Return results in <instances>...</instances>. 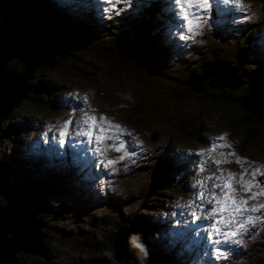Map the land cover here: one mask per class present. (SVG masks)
<instances>
[{"label": "rangeland", "instance_id": "rangeland-1", "mask_svg": "<svg viewBox=\"0 0 264 264\" xmlns=\"http://www.w3.org/2000/svg\"><path fill=\"white\" fill-rule=\"evenodd\" d=\"M26 1L42 9L49 17L52 16L50 18L58 28L70 36L67 44L77 40L86 46L87 42H92L93 34L104 38L107 34L104 27H111L112 20H117L112 18V12L116 10L99 6L100 0ZM152 4L150 0H131V6L121 2L117 10H122L124 15L131 12V18L142 21L139 28H144L152 20L150 30L158 35L156 44L164 49L160 61L164 59L167 66L165 70L159 71L152 57L147 60V64L139 62L129 65L133 69L130 71L132 77H128L114 72L105 62L85 52L73 57L66 54L69 58L61 65L56 64L57 67L53 69L39 72L35 79L30 76V81L25 82L27 89L31 82L40 88V94H31L30 100H24L5 119H1L0 165L6 169L9 179L15 180L17 188L21 186L25 197L34 195L36 198V193L40 191L48 194L47 202L38 208L41 210L43 206L47 210L43 212L47 218L41 214L47 220H42L38 212L33 217L42 221L40 229L50 230L53 237L48 241L57 236L63 240L59 248L49 244L50 261L46 264H73L80 258L88 263L92 256L100 255L101 252H96L99 242L107 241V237L117 230L118 222L124 224L127 216L130 218L132 214L135 219L131 221L135 220L137 224L141 220L146 222L144 232L136 224H131L136 232L133 237L138 238L135 243L143 246V250L136 247L133 250L134 254L140 249L144 256L139 264H264V221L259 219L242 233V244L232 243L228 247L219 245L226 252L232 248L233 251H229L226 258L217 259L216 253L209 249V244L195 240L194 232L188 233L186 238L180 236L185 227L183 221L190 211L188 207L182 208V204L198 193L197 188L195 195L191 196V186L213 173L219 175L221 170L225 174L235 173L237 179L244 168L250 171L264 170V122L254 125L255 135L247 141L246 137H240L247 130L246 126L240 125L241 116L235 117L233 125H224L219 120L218 111L206 110L220 105L219 96L224 86L237 87L242 76L254 71V66H264V1L243 0V7L239 6V10L226 19L227 22H219L214 19L213 13H208L203 23L194 21V25L200 24L194 28V36L187 31L186 22L183 24L178 21L169 28L158 11L150 8ZM181 24L185 27H181ZM76 29L81 30L82 35L73 39L71 34H76ZM181 35L192 38L181 39ZM248 38V50L244 51L239 62H231L227 50L220 48L227 45L225 40L231 39L229 52L237 55V47ZM194 42L206 46L197 55L191 54L193 46H197ZM63 51L64 48L48 62ZM212 57L219 60L207 64ZM6 66L10 67L11 63ZM187 68L202 75L199 78L192 77L189 82L186 79L183 81L184 88L195 91L196 100L194 95H191V100L179 99L175 95L181 79L179 72L183 70L188 75ZM236 68L246 70L237 72ZM258 69L261 71V66ZM157 70L164 72V77L153 73ZM2 73L8 75L10 72L2 70ZM220 75L226 79L219 80ZM140 82L156 93L146 95L140 92ZM201 87L205 92L203 100L199 94ZM174 95L177 100L186 102L174 103ZM85 96L88 97L87 103L83 99ZM182 97L186 98L184 95ZM129 103L133 104L135 115L126 112L127 107H121ZM86 115L107 117L122 125L131 133L122 138L128 142L129 151L135 154L124 156L121 160L123 152L107 148L100 154L93 151V158L90 156L88 159V154L83 152L86 138L81 137L79 140L78 137L75 141L65 137L63 145L53 139L59 137L61 125L66 121L72 120L75 127L77 122L86 119ZM189 117L192 118L188 122L189 128L179 134L175 130L176 126ZM221 136L227 138L226 142L218 140ZM190 137L195 139L191 141ZM224 143L230 144L231 148L218 147L216 152L209 154L213 144ZM95 146L93 144L92 148ZM66 150L69 153L64 156ZM231 151L247 163H236V158L232 156H227L229 162L219 167L213 163L225 159L219 153ZM59 155L63 156L57 157ZM175 157H181V162ZM101 159L105 161L104 165L99 163ZM107 160L116 163L107 165ZM201 161H206L211 170L200 172L198 168ZM256 179L264 181L259 171ZM239 191L241 197L247 198L242 189ZM22 193L17 197L18 200L22 199ZM7 194L11 197L16 193L11 191ZM262 204L264 197L249 202L250 207ZM211 207L205 205L204 208L208 211ZM261 212L264 213V209ZM254 215L260 216L261 213ZM196 226L204 229L205 224L196 220ZM8 236L12 237L7 233L6 238ZM43 240L40 239L41 245ZM205 242L208 241L205 239ZM20 252L21 249H16L14 256L24 263L34 260V256L41 257L34 254L25 259Z\"/></svg>", "mask_w": 264, "mask_h": 264}, {"label": "trees", "instance_id": "trees-1", "mask_svg": "<svg viewBox=\"0 0 264 264\" xmlns=\"http://www.w3.org/2000/svg\"><path fill=\"white\" fill-rule=\"evenodd\" d=\"M151 1L153 2L154 0H151ZM152 7L158 11L161 19L164 22L165 21L171 22L170 21V18H171L170 14H168L167 12H162V7L160 4H152V6H150V8H152ZM137 11H138V8H137ZM112 13H114V14H112V18H114V19L117 18V20H112V23H111L112 26L111 27H104L105 30L107 31V34L104 35V38L101 36H98L96 34H93L92 38H91L92 42H87L86 46L77 40L76 41L73 40L69 44L65 45L64 51L57 58H53L50 62H48L45 65H41V66L36 67L32 71L33 73L31 75V77L35 79L38 76L39 72L46 71L47 69H51V68L53 69L54 67H57L56 64L61 65L64 60H67L69 58L68 56H65L66 54H69L73 57L74 55H78L79 53H83V52H85L86 54H88L92 57H95L98 60L105 62L108 67H111L114 70V72L120 73L122 75H126L128 77H132V73L130 71L133 69L129 65H131V64L136 65L137 63L139 64V62L143 63V64H147L148 63L147 60H151L152 57L155 58V60H153L152 62L156 65L157 69L159 71H164L165 68L167 67L166 63H165L164 59H161L162 62L160 61V58L162 57V54L164 53V49L159 47L156 44V41L158 40V38H157L158 35L156 33H152L150 30V25H151L152 20L148 21L147 22L148 24L146 23L144 28H139L138 25L141 24L142 21H138L137 18H131V16H132L131 12H127V13H125V15L122 13V10L115 11ZM133 17H134V14H133ZM112 18H110V19H112ZM135 19L137 20L136 23H135ZM67 29L68 28L66 27L65 30H67ZM71 35L74 37L73 39L78 38L79 35H82V31L79 29H76V34L72 33ZM197 39L199 40V38H197ZM194 40H196V39H194ZM248 40H249V38L247 40H245L244 43H242V45L240 47H237V52H238V53L236 52L237 55L231 54L229 52V48H228L229 45L228 44H230L229 47L232 46L231 39H229L228 41L225 40V44H227V45L226 46H220V48L227 50V54L230 56L231 62H239V61H241V56L244 55V51L246 52L248 50V46H247V44L249 43ZM229 42H231V43H229ZM203 46H204L203 44L193 46V48L191 50V54L197 55L202 48L206 47V46H204V47ZM127 51H129V53H127ZM213 58L214 57L210 58L212 60H210V59L208 60L209 61L208 64H212L214 61L219 60L217 58H214V60H213ZM59 59H61V60H59ZM193 60H194V58H193ZM9 61L10 62H8V63H11V66L10 67L5 66V70L10 72V73H7L8 75H14L17 72L19 73V75L23 74L21 72V70H23V68H24V66L22 65L23 61L19 57H13ZM259 66H261V68H262L261 71H259V69H258ZM231 68H233V67H231ZM236 69H237V72H244L246 70V69H241V68H236ZM158 70H157V72L153 71V73L157 76L164 77L163 75H165V73L159 72ZM187 70H189L188 75H186L185 71H183V70L182 71L180 70V72H179L181 75V79H180V84L178 86V91L175 93V95H177L179 99H187V100H191V95H194V98L196 100V99H198V97L195 96V91H193L191 88H184L183 87V85H184L183 81H184V79H186L187 82H189V80H191L192 77L199 78V77H202V75H201V73L191 71V69H189V68H187ZM252 70H254V71H252L250 75L242 76L243 78L241 79V83L237 87L232 88V87H225L224 86L221 89L222 92L220 93V96H219V99H220L219 104L220 105H214V106L206 108V110L209 109V110L218 111L219 112V120L224 125H233L235 117L241 116L242 117V123L240 125L242 127L246 126L247 130H244L246 133L242 132L240 134V137L242 139H245V137H246L247 141H249L255 135L254 125L262 124L264 122V120L259 118L258 115H255L253 112L247 111L242 107L244 100L246 98H248L252 92H254L256 87H258L257 82L264 81V79L262 78L264 76V66L258 64L256 66H254L252 68ZM28 81H30V76L26 77V79H25L26 83H28ZM29 84H30V88L28 89V91L25 95L26 99H22L20 102H16L14 104L15 108H18L21 105L20 103H22L24 100H30L31 94H34V93L40 94V88H38L37 85L34 86L33 84H31V82ZM209 85L210 84L206 85L207 89L209 88ZM139 86H140L139 91L140 92L142 91L146 95L156 93L155 90H153L151 88H147L144 83L140 82ZM224 89H229V90H224ZM199 91L201 92L199 94L202 96L201 100H203L205 97V92H204L202 87ZM175 95H174V98H172V101L174 103L186 102V101L177 100L175 98ZM182 95H184L186 98H183ZM234 99H237V101H234ZM107 101H112V100H107ZM2 103L0 104V106H2ZM39 104H41V103L39 102ZM37 105H38V102H37ZM121 107H127V110L126 109L125 110L130 115L136 114V112L134 111L135 108H134L132 103H129V105H122ZM130 109H133V110H130ZM140 112L142 114L141 109H140ZM123 113H125V112H123ZM247 116H250V118L248 119ZM189 121H192L191 117L185 119L181 124L176 126L175 130L178 131L179 134L185 133L186 130L189 128V123H188ZM194 139L195 138L190 137L191 141H193ZM163 166H167V165H163ZM0 167H1V165H0ZM167 167H169V166H167ZM2 168H4L3 165H2ZM4 175L5 176L1 177L0 183H3L4 180H6V177H8V175H9L6 172V169H5ZM172 178H173V176H172ZM9 180H11V179H9ZM11 181H13L14 182L13 184H15V180L12 179ZM2 188L3 187L0 186V193H2V195H4L6 197V201H7L8 195H7L6 191L1 190ZM12 192L13 193H22L24 191H23V189H21V186H20L19 189L17 187H14V190ZM19 195L20 194H18V196ZM31 197L32 198L29 201H31V203H33L32 206L36 205L37 209H38V208H40L41 205H44L45 202H47L48 194L44 193V191H40V192L36 193V198L34 195H31ZM40 201H41V203H40ZM3 202H5V199L3 196L0 195V204ZM38 210H39V213H37V214L40 216V218L42 220L46 219L48 217V216H46L45 213H43V212L47 211L43 206H42L41 210L40 209H38ZM41 214H42V216H44L46 218L41 217ZM132 217H133V214L130 216V218H129V216H127V220L124 222V224L122 222H118L119 225L117 226V230L114 231L111 236L107 237V241H105V242L100 241L99 242L100 246L96 247V250H98L97 252H99V251L104 252V253L110 252L112 250L111 248H113V243L115 241L116 233L122 227L131 228L132 229V235H131V240H130L129 245H128L129 255L128 256H126V255L122 256L119 264H139L140 260L144 259V256L141 254L140 249L138 251H135L133 254V250L135 249V246H134V242L132 240V237L136 234V232L134 231L133 226L131 224H136L137 227H139L144 232L145 231L144 225L146 222L141 220V223L137 224V222L135 220L131 221V220L135 219ZM40 222H42V221H40ZM126 223H129V224H126ZM39 232H41L44 235V237H42L41 239L43 240L45 238L43 240V243H42L43 254L42 255L39 254L41 257H35L33 254H28L26 256L24 255L25 259H27L30 255L34 256V260L25 261V263L22 262V260H18L17 256H13V259L15 261H17L19 264H46L48 261H50L49 260V254H50L49 244H52L55 248H59L58 245H59L60 241L63 240L61 237L57 236L56 238H53L52 240L48 241V239L53 237L50 230H48L46 228L45 230H42V229L39 230ZM7 238H9V236ZM22 250H24V249H22ZM101 254L102 253H100V255ZM100 255L92 256L89 259L88 263H87V260L80 258V259L76 260L73 264H85V263L90 264L91 260H93L96 257L99 258ZM55 264H60V263H55Z\"/></svg>", "mask_w": 264, "mask_h": 264}, {"label": "water", "instance_id": "water-1", "mask_svg": "<svg viewBox=\"0 0 264 264\" xmlns=\"http://www.w3.org/2000/svg\"><path fill=\"white\" fill-rule=\"evenodd\" d=\"M0 19V104L3 101L0 106L1 123V119L9 115L14 104L25 98V92L28 91L25 79L31 74L32 68L45 65L51 57L58 55L70 36L59 29L47 14L26 0H0ZM12 57H19L25 64L23 74L2 73ZM257 84L258 87L244 100L242 107L264 120V81ZM18 194L20 193L12 195L7 200L6 207L0 209V264H19L13 259L18 248L25 256L43 254L40 239L44 235L39 232L43 224L33 217L37 213V206L33 205L28 209V202L32 197H25L22 193V199L18 200ZM7 233H13V236L6 238ZM131 235V229L122 227L115 235L112 250L108 252L112 254L111 257L99 251L102 254L90 264H119L123 255H129ZM121 249L122 252L119 253Z\"/></svg>", "mask_w": 264, "mask_h": 264}, {"label": "snow or ice", "instance_id": "snow-or-ice-1", "mask_svg": "<svg viewBox=\"0 0 264 264\" xmlns=\"http://www.w3.org/2000/svg\"><path fill=\"white\" fill-rule=\"evenodd\" d=\"M121 2L131 6V0H104V3L111 5L113 8ZM219 2L221 0H172V3L176 6L177 17L186 22L187 31L193 33V36L196 34L194 28L200 26V24L194 25V21L203 23L207 19V14L212 11L213 5ZM222 3L243 7V0H222ZM190 9H194V11H189ZM181 27H185V25ZM180 38L191 37L181 35ZM83 99L85 103L88 102L87 96ZM61 128L59 137L53 138L54 140H58L60 145L65 143V140L62 139L65 137H69L72 140L84 137L90 148H92L93 144L96 145L95 148H92L95 154H100L107 148L123 152L124 155L121 156V160L124 159V156L135 154L129 151L128 142L122 138L124 135L130 136L131 133L123 128L122 125L112 122L107 117L98 118L95 115H86V119L77 122L75 127H73V121L69 120L61 125ZM218 140L226 142L227 138L221 136ZM108 141H111V143L109 144ZM218 147L231 148V145L227 143L220 145L213 144L209 154L216 152ZM198 155H205V153H199ZM219 155L225 157V159L213 161L217 167L222 163L229 162L227 156L235 157V162L241 165L247 163L246 161H242L241 158L236 157L234 151L228 153L221 152ZM99 163L104 165L105 161L101 159ZM115 163L116 161L107 160V165ZM198 170L204 172L210 171L211 168L206 161H201ZM257 171H259L261 177H264V170ZM257 171H250L244 168L239 175V179H237L235 173L228 172L225 175L224 171L221 170L219 175L213 173L204 180L197 182L198 193L192 198V203L187 205V207L190 209L192 217L196 220H200L203 216L204 219L212 221L210 227L206 229L208 235L205 239L213 246L217 259L226 258L227 255L226 250L220 249L219 245L242 244V233L246 232L249 226L254 224L255 220L264 221V213L261 212L264 209V204L249 206L250 200L264 197V181L256 179ZM245 177L249 178L246 179ZM212 180L217 181V183L209 184L208 181ZM237 185H239V189H242L247 194V198L241 197ZM197 201L201 203L197 204ZM205 205H212V207L205 212ZM256 213H261V215H254Z\"/></svg>", "mask_w": 264, "mask_h": 264}, {"label": "flooded vegetation", "instance_id": "flooded-vegetation-1", "mask_svg": "<svg viewBox=\"0 0 264 264\" xmlns=\"http://www.w3.org/2000/svg\"><path fill=\"white\" fill-rule=\"evenodd\" d=\"M25 94H26V92H25ZM25 94H24V95H25ZM2 102H3V101H2ZM18 102H19V101H18ZM13 108H15V107H13ZM0 127H2V126H0ZM11 130L14 132L13 129H11ZM0 136H1V135H0ZM4 174H5V169L2 168V165H1V167H0V179H1L2 176H5ZM4 182H5V183H4ZM4 182H3V183H0V186L3 187L1 190L6 191L7 193L13 191V190H14V187H17V184H16V183L13 184L14 182L11 181V180H9L8 177H6V180H4ZM14 185H15V186H14ZM0 195L3 196L4 199H5V202H3V203L0 204V208H5L6 205H7L6 197H5L4 195H2V193H0ZM32 204H33V203H31V201L28 202V209H30V207L32 206ZM96 252H97V251H96Z\"/></svg>", "mask_w": 264, "mask_h": 264}, {"label": "bare ground", "instance_id": "bare-ground-1", "mask_svg": "<svg viewBox=\"0 0 264 264\" xmlns=\"http://www.w3.org/2000/svg\"><path fill=\"white\" fill-rule=\"evenodd\" d=\"M264 1V0H263ZM32 5H34L33 3H32ZM43 6V5H42ZM39 9V8H38ZM40 10H42V9H40ZM50 17H52V16H50ZM0 23H1V19H0ZM159 44V43H158ZM216 75V74H215ZM190 78V77H189ZM221 79H223V81L226 79V78H223L221 75L219 76V80H221ZM224 83V82H223ZM217 86H218V84H217ZM239 89V88H238ZM55 92V91H54ZM41 128H42V125L40 126ZM18 144V143H17ZM18 146V145H17ZM30 148V147H29ZM18 149V148H17ZM14 152V151H13ZM83 152H85V149H83ZM32 155H34V154H32ZM87 157H88V159H90V156L89 155H87ZM176 159H180V162H181V157H175ZM167 159V158H166ZM167 166H169V167H173V166H170V165H167ZM41 168V167H40ZM193 172H192V170H191V172H190V174H192ZM208 183H212V184H214V183H216L215 182V180H213V181H208ZM132 187V186H131ZM74 192V191H73ZM68 194V193H67ZM69 195V194H68ZM8 197V199L10 198V196H7ZM48 198V197H47ZM84 201V200H83ZM88 202H90V201H88ZM104 205V204H103ZM10 206H11V204H10ZM207 206H209V205H206V207ZM254 206V205H253ZM32 207V206H31ZM90 207V206H89ZM94 208V207H93ZM161 209V208H160ZM37 212L39 213V210L37 209ZM96 213V212H95ZM92 214V213H91ZM85 215V214H84ZM108 216V215H107ZM144 221V220H143ZM0 230H1V226H0ZM40 230V229H39ZM10 235H12L13 236V233H9ZM122 247H126V245H122ZM122 252V249L119 251V253H121ZM244 252V251H243Z\"/></svg>", "mask_w": 264, "mask_h": 264}, {"label": "clouds", "instance_id": "clouds-1", "mask_svg": "<svg viewBox=\"0 0 264 264\" xmlns=\"http://www.w3.org/2000/svg\"><path fill=\"white\" fill-rule=\"evenodd\" d=\"M22 73H24V71H21ZM32 75V73L29 75V76H31ZM138 238H136V237H132V240H133V242H134V246L135 247H137V248H141V250H143V246L141 245V244H139V243H135V241L137 240ZM105 255L106 256H109V257H111V253H105Z\"/></svg>", "mask_w": 264, "mask_h": 264}]
</instances>
